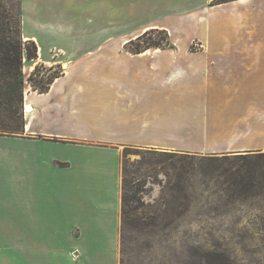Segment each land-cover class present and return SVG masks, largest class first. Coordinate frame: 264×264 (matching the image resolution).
<instances>
[{"label": "crops", "instance_id": "crops-1", "mask_svg": "<svg viewBox=\"0 0 264 264\" xmlns=\"http://www.w3.org/2000/svg\"><path fill=\"white\" fill-rule=\"evenodd\" d=\"M54 1L56 7L67 5H39L38 12L77 11L76 0ZM103 1L108 23L114 0ZM211 1L175 0L177 6L167 10L166 18L137 32L141 35L176 27L182 32L186 16L192 12L197 23L185 30L198 35L202 49L194 54L189 52V43H177L173 48L131 55V59L118 58L124 67L126 62L140 59L149 66L135 70L133 81L140 84V91H133L121 76L112 78V82L130 88L118 94L117 98H130L121 103L119 111L132 109L131 114L155 116L158 108H166L159 100L185 93L197 100L195 115H201V125L211 120L219 125L218 131L207 132L208 139L218 141L225 137L222 134H228L226 138L231 139L226 146L248 145L238 142L247 138L254 141L250 146L264 145V0L217 3L210 15L206 4ZM26 24L24 20V40L38 46V58L29 61L32 69L61 65L65 59H51L47 52L63 50L73 28L35 23L27 28ZM106 30L102 28L97 38V52L112 49L115 55V51L125 49L124 44L121 48L109 44L110 32ZM99 55L103 65H118L106 61L110 55ZM72 61L65 60L68 69ZM68 69L47 93L26 90L25 104L30 112L26 111L23 135L0 136V264H119L123 180L118 148L177 146L191 135L199 138L205 134L201 126L196 130L190 125L181 137L178 132L162 135L160 130L167 124H155L145 117L138 127L130 121L135 125L134 137L112 134L108 125H102L100 137L76 135L77 130L65 128L68 119L79 114L73 102L75 92L66 80ZM193 120V124L197 122ZM101 143L112 147L99 146Z\"/></svg>", "mask_w": 264, "mask_h": 264}, {"label": "rangeland", "instance_id": "rangeland-1", "mask_svg": "<svg viewBox=\"0 0 264 264\" xmlns=\"http://www.w3.org/2000/svg\"><path fill=\"white\" fill-rule=\"evenodd\" d=\"M4 1L20 10L22 23L25 20L27 28L34 23L42 27L60 25L73 28L68 42L62 44L63 50L47 52L51 59H73L69 69L64 64L65 60L58 66L39 65L46 73V80L58 73L63 75L68 69L66 80L75 92L73 102L79 114L69 118L65 128L70 126L77 130L76 135L100 137L102 125H108L112 134L134 137L137 134L133 130L134 124L138 127L146 117L155 124H167L160 130L162 135L172 132L179 133L181 137L187 133L190 125L196 130L201 126L205 131V134H199L202 137L191 135L187 142L181 141V145L177 146L122 145L118 148L122 162V197L128 198L127 215L122 211L119 264H264V195L228 199L221 194L220 189L223 188L216 177H204L199 172L203 157L259 154L264 153V145L250 146L254 141L247 138L238 142L248 145L226 146L231 139L226 138L228 134H222L225 137H220L218 141L212 137L208 139L207 132L218 131L220 127L213 120L201 125V115H195L199 108L195 105L197 100L185 93L159 100L158 103H163L166 108H158L155 116L131 114L132 109L126 110L127 113L119 111L122 110L119 109L121 103H128L130 98H117L118 94L130 88L126 84L112 82V78L121 76L122 82H130L127 84L132 86L133 91H140V84L133 81L135 70L149 66L140 59L126 62L124 67L117 59L133 58L131 55L135 54L126 49V44L140 36L137 32L142 27L166 18L167 10L177 6L175 0L111 1L108 23L103 16V0H76L74 5L77 11L65 12L60 9L51 13L44 10L38 12L41 10L39 5L63 8L67 4L56 7L54 0ZM227 1L230 0L207 2V13L212 15L217 3ZM188 15L185 29L197 23L192 14ZM102 28L110 32L106 40L109 44H117L120 48L124 44L125 49L115 51V55L112 49L97 52V38ZM185 29L182 32L177 27L173 30L157 29L168 34V41L162 48L152 49H168L177 43H189L190 53L201 52L200 43L203 41ZM98 53L110 55L111 59L106 61H116L118 65H103ZM119 54L125 57H118ZM32 67V62L26 60L25 94L27 89L38 93L33 89L37 82L28 83L35 70ZM102 77H106V80ZM26 111L25 104L27 123ZM206 116L208 118L210 115ZM56 117L60 118L59 112ZM210 117L213 118V115ZM193 119L197 120L194 124ZM131 120L134 124L130 123ZM106 133L109 134L108 131ZM99 146L112 147L104 143ZM190 156H195V159Z\"/></svg>", "mask_w": 264, "mask_h": 264}, {"label": "trees", "instance_id": "trees-1", "mask_svg": "<svg viewBox=\"0 0 264 264\" xmlns=\"http://www.w3.org/2000/svg\"><path fill=\"white\" fill-rule=\"evenodd\" d=\"M157 35L159 39L156 38ZM168 41L163 30H148L126 44L132 54H141L152 48H162ZM38 58L35 41L23 38L20 10L0 0V136L16 137L24 134L26 127L24 102L25 61ZM62 74L46 80L41 66H36L28 79L38 93H47ZM195 159V156H190ZM190 157H184L189 159ZM199 172L204 177H216L221 194L228 199H249L264 195V153L203 157ZM128 198L122 197V211L127 215Z\"/></svg>", "mask_w": 264, "mask_h": 264}, {"label": "bare ground", "instance_id": "bare-ground-1", "mask_svg": "<svg viewBox=\"0 0 264 264\" xmlns=\"http://www.w3.org/2000/svg\"><path fill=\"white\" fill-rule=\"evenodd\" d=\"M27 112H30L29 109H27Z\"/></svg>", "mask_w": 264, "mask_h": 264}]
</instances>
